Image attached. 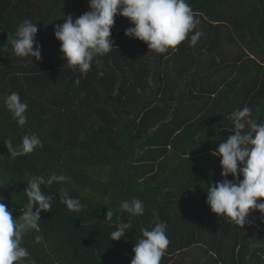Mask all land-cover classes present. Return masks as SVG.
Returning a JSON list of instances; mask_svg holds the SVG:
<instances>
[{
    "label": "trees",
    "instance_id": "1",
    "mask_svg": "<svg viewBox=\"0 0 264 264\" xmlns=\"http://www.w3.org/2000/svg\"><path fill=\"white\" fill-rule=\"evenodd\" d=\"M188 3L199 21L195 31L204 30L195 44L186 39L155 53L125 37L131 25L116 16V49L96 57L83 75L65 65L53 29L64 16H77V4L88 11V0H0V46L25 19L37 24L41 45L40 60L11 50L0 57V96L17 92L28 105L21 128L0 102V195L18 218L30 176L56 171L69 178L43 188L54 200L51 211L41 212L39 231L23 237L30 252L25 264H130L134 243L142 228L153 226L154 214L167 223L170 241L160 264H178L180 254L196 249L204 250L207 264L214 256L221 264H264V217L253 212L248 223L235 226L211 212L204 192L222 179L220 158L210 152L231 134L228 115L246 105L258 123L264 120V0ZM193 45L219 51L220 68L192 69ZM188 76L199 80L195 89L184 84ZM28 131L43 147L11 156L5 141L18 145ZM61 187L86 208L68 211L59 203ZM133 197L145 205L142 216L119 207ZM107 208L114 212L111 222H104ZM118 221L132 229L113 241L109 233Z\"/></svg>",
    "mask_w": 264,
    "mask_h": 264
},
{
    "label": "clouds",
    "instance_id": "2",
    "mask_svg": "<svg viewBox=\"0 0 264 264\" xmlns=\"http://www.w3.org/2000/svg\"><path fill=\"white\" fill-rule=\"evenodd\" d=\"M116 16L127 18L131 25L124 31L125 37L145 43L149 50L158 54L175 49L186 39L195 44L202 35V32L195 31L199 21L188 0H88V11L76 18L71 14L64 16V22L53 29L65 65L86 75L96 57L116 49L111 38ZM37 32L36 23L27 19L21 21L15 32L7 36L6 43L0 46V57L8 55L11 50L17 57L40 60L41 45L35 39ZM103 75L102 71L98 72V76ZM136 92L139 94L141 89L137 88ZM0 102L23 128L27 122L28 105L19 93L0 96ZM227 119L231 122L227 132L231 134L210 152L213 157L220 158L222 179L206 186L205 203L218 217L242 227L249 222L253 212L264 217V120L258 123L257 118H253L252 109L246 105L233 110ZM5 145L13 157L43 147L40 137L31 131L21 136L18 145H13L10 139ZM228 176L232 179H227ZM68 179L56 171L30 176L23 190L26 203L18 218H13L12 210L0 195V264H25L30 252L22 244L23 237L29 230L39 231L41 212L51 211L54 200L43 188L63 185ZM59 203L74 213L86 208L80 198L72 197L63 187L59 192ZM119 207L131 216H142L145 212L143 201L135 197L123 200ZM113 216V210L107 208L104 222H111ZM152 224L151 228L141 229L132 248L130 264H160L170 243L167 223L154 214ZM130 229V222L118 221L115 230L109 233V239L119 241ZM39 239L37 236L36 240Z\"/></svg>",
    "mask_w": 264,
    "mask_h": 264
},
{
    "label": "crops",
    "instance_id": "3",
    "mask_svg": "<svg viewBox=\"0 0 264 264\" xmlns=\"http://www.w3.org/2000/svg\"><path fill=\"white\" fill-rule=\"evenodd\" d=\"M207 48H208V50L206 49V47L201 48V46H196V45H193V47L190 48L189 54L192 56V58H194V60H191V61H193L192 69H196V66L197 65L200 66L201 64H203L204 66H206L205 64H207V66H210L211 68H214V69L220 68L218 66V64H221L220 52L217 51V52H215L216 53L215 54L211 47H210L211 51H210L209 47H207ZM192 79H194V81ZM232 81H234V80L233 79L229 80V83H231ZM198 82H199V80L196 79L195 77L188 76L186 78V82H184V84L190 83V88L195 89V87H193V85L195 86ZM180 83H183L182 79H180ZM212 84H215V82H213ZM199 85L200 84H198V86ZM215 86L216 87L213 89L214 91L218 88V85L215 84ZM221 91H222V88H221V90H218L219 93L217 94V96L220 97ZM215 97L216 96H213V99H216ZM186 252H189V251L187 250ZM198 252H199V255L196 256L195 254ZM180 255H182V256H180V259L182 260L183 264H207V262L205 260L206 257L204 258L203 254H201V251H195V253H191V254L184 253V255L183 254H180ZM194 255H195V257H194ZM247 260H250V256L247 258ZM216 261H218V259L216 256H214L211 264H221L220 261H218V262H216Z\"/></svg>",
    "mask_w": 264,
    "mask_h": 264
},
{
    "label": "rangeland",
    "instance_id": "4",
    "mask_svg": "<svg viewBox=\"0 0 264 264\" xmlns=\"http://www.w3.org/2000/svg\"><path fill=\"white\" fill-rule=\"evenodd\" d=\"M74 11H76V13H77V16H73L74 18L78 17L79 15H81V14H83V13L85 12V11L83 10V8H82L79 4H77V5L75 6ZM200 32H202V34H203L204 30H200ZM237 39H238V38H237ZM246 40H247V44H248V43L250 42V39H249L248 37H246ZM236 52L239 53L238 51H236ZM172 64H173V62H172ZM172 64H171V65H172ZM171 72L173 73L174 70L172 69ZM173 79H174L176 82H179L177 76L173 75ZM195 251H203V252H204V250L196 249V250H193V251H190V252H186V253H187V254H191V253H195ZM201 254H202V252H201ZM195 255L198 256V255H199V252L196 253ZM195 255H194V257H195ZM176 263H178V264H183V262H182V260H181L180 258L177 259Z\"/></svg>",
    "mask_w": 264,
    "mask_h": 264
}]
</instances>
